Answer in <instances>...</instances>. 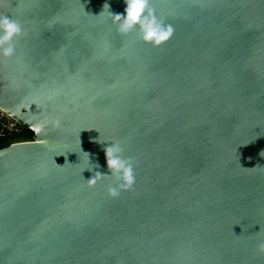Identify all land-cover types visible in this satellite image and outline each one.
I'll list each match as a JSON object with an SVG mask.
<instances>
[{
  "label": "water",
  "instance_id": "1",
  "mask_svg": "<svg viewBox=\"0 0 264 264\" xmlns=\"http://www.w3.org/2000/svg\"><path fill=\"white\" fill-rule=\"evenodd\" d=\"M105 4L0 0L23 28L0 110L33 134L0 149V264H264V0H152L160 47ZM112 142L116 198L87 181Z\"/></svg>",
  "mask_w": 264,
  "mask_h": 264
},
{
  "label": "clouds",
  "instance_id": "2",
  "mask_svg": "<svg viewBox=\"0 0 264 264\" xmlns=\"http://www.w3.org/2000/svg\"><path fill=\"white\" fill-rule=\"evenodd\" d=\"M124 3L126 7L122 14H112L107 4L104 5L102 11L103 13L107 8L108 15L116 26L118 33L127 35L135 30L143 43L150 44L153 47H160L170 40L174 29L171 24L165 23L164 19L157 14L151 6L152 0H124ZM22 34V25L17 20L7 15H0V58L8 59L15 56L14 41ZM103 150L110 174L105 175L96 171L92 178L87 181L91 187L105 177H111L113 184L108 188V195L116 198L119 197L121 192L130 190L135 184L134 161L132 158L124 156V149L119 142L108 143V146ZM85 155L89 162V154L85 153ZM98 167L97 164L91 169L85 170L91 172ZM259 248L261 252H264V244H261Z\"/></svg>",
  "mask_w": 264,
  "mask_h": 264
},
{
  "label": "built area",
  "instance_id": "3",
  "mask_svg": "<svg viewBox=\"0 0 264 264\" xmlns=\"http://www.w3.org/2000/svg\"><path fill=\"white\" fill-rule=\"evenodd\" d=\"M24 130L25 129L16 120H14L13 118H11L10 116H8L7 114H5L0 110V139L21 135L24 132ZM19 142H28V140L13 141L10 142V144L19 143Z\"/></svg>",
  "mask_w": 264,
  "mask_h": 264
},
{
  "label": "trees",
  "instance_id": "4",
  "mask_svg": "<svg viewBox=\"0 0 264 264\" xmlns=\"http://www.w3.org/2000/svg\"><path fill=\"white\" fill-rule=\"evenodd\" d=\"M32 138H33V134L27 130H24V132L21 135H16V136H12L10 138L0 139V149L7 147L10 144V142L20 141V140H23V141L28 140L29 141V140H32Z\"/></svg>",
  "mask_w": 264,
  "mask_h": 264
}]
</instances>
